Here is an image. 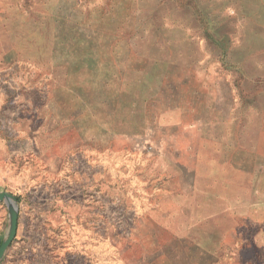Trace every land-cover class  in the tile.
I'll return each instance as SVG.
<instances>
[{"label": "rangeland", "instance_id": "374dc122", "mask_svg": "<svg viewBox=\"0 0 264 264\" xmlns=\"http://www.w3.org/2000/svg\"><path fill=\"white\" fill-rule=\"evenodd\" d=\"M0 190L69 264H264V0H0ZM153 209L201 249L150 250Z\"/></svg>", "mask_w": 264, "mask_h": 264}, {"label": "crops", "instance_id": "0c3cea01", "mask_svg": "<svg viewBox=\"0 0 264 264\" xmlns=\"http://www.w3.org/2000/svg\"><path fill=\"white\" fill-rule=\"evenodd\" d=\"M160 149V148H158ZM180 149L189 150V151H195V147L191 146H184ZM156 148L154 149V151ZM198 148H196V151ZM161 151L163 153L164 148H161ZM56 164L59 165L61 162L60 159L56 158ZM217 163V162H216ZM223 162H218L215 165H219ZM182 165V166H180ZM178 165L179 167L175 176L173 179L168 180L167 182L172 183V186H161V188L169 187L170 189L173 188V190H167L164 191L168 194L169 192H172L176 190L177 193H195V178L197 175L201 172V170H207L209 169L210 164H202V163H192L187 164L183 163ZM60 168V167H59ZM58 166L55 167L57 170L55 174H57L58 171H60ZM185 176H189L190 180L186 179ZM35 198V197H34ZM52 197L47 198H40L38 202V206H35L33 209H35L33 220L32 222V229L27 225L26 219H21V205H18V222H17V229L16 234L12 242L7 247L0 264H69L66 258L68 252L75 250V247L72 245L67 246L65 243L57 244L56 239L54 236L50 239L49 234L47 233V226L45 225L42 212H38L39 215L37 216V208L43 207L42 204L49 203V205L53 202L51 199ZM36 199V198H35ZM59 200V199H58ZM56 201L57 204L59 203H67L68 200L64 201ZM55 201V198H54ZM19 202V201H18ZM69 207V206H68ZM70 208V207H69ZM73 208V206H72ZM62 206L60 205L58 210H56L58 213H60L62 210ZM65 210V209H64ZM166 212L160 211L158 209H153L149 214H146L143 219L140 220L138 228L134 230V234L143 235L145 238L151 239V242L147 244L149 245L150 250H166L169 248L176 247L178 250H185L188 247H185L189 244L190 249H196L200 250L201 245L199 240L197 239L196 242L193 241L190 243H186L185 245V239L184 236L187 234L189 235L192 232L186 233L184 231V228L178 227L176 225L174 226H168L164 219L168 218H177L182 219L181 223H184V218H182L179 214L175 213H168L169 216H166ZM82 218V217H81ZM82 220V219H81ZM80 220V221H81ZM82 226V221L80 223ZM180 228V229H179ZM183 229V230H181ZM194 234V233H193ZM159 236V237H158ZM4 237V236H3ZM125 242H119L118 243V250L122 251L124 250L123 245ZM131 244V241L129 242ZM133 246H139L140 243H137L136 237L134 241L132 242ZM141 245V244H140ZM143 245V244H142ZM172 245V247H171ZM174 245V246H173ZM146 246V247H147ZM145 247V248H146ZM148 248V249H149ZM166 260V259H165ZM71 264V263H70Z\"/></svg>", "mask_w": 264, "mask_h": 264}, {"label": "water", "instance_id": "95a60500", "mask_svg": "<svg viewBox=\"0 0 264 264\" xmlns=\"http://www.w3.org/2000/svg\"><path fill=\"white\" fill-rule=\"evenodd\" d=\"M0 202H3L7 208V215H8V224L5 235L0 243V261L15 237L16 229H17V222H18V204L16 201L15 196L8 192L0 190Z\"/></svg>", "mask_w": 264, "mask_h": 264}, {"label": "trees", "instance_id": "16d2710c", "mask_svg": "<svg viewBox=\"0 0 264 264\" xmlns=\"http://www.w3.org/2000/svg\"><path fill=\"white\" fill-rule=\"evenodd\" d=\"M16 199H18L17 197H16ZM1 242V241H0Z\"/></svg>", "mask_w": 264, "mask_h": 264}]
</instances>
